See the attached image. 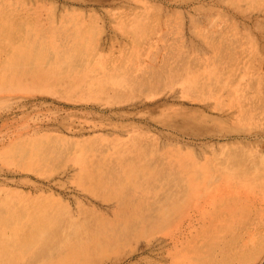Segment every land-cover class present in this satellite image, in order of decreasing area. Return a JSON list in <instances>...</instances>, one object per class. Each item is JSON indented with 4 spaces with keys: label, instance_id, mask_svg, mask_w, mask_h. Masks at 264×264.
Segmentation results:
<instances>
[{
    "label": "rangeland",
    "instance_id": "1",
    "mask_svg": "<svg viewBox=\"0 0 264 264\" xmlns=\"http://www.w3.org/2000/svg\"><path fill=\"white\" fill-rule=\"evenodd\" d=\"M48 26L84 47L88 63L120 71L94 89L86 80L87 97L6 79L24 34ZM221 56L218 95L199 79L183 86L211 76L209 60ZM230 93L258 97L234 105ZM234 151L242 167H221ZM188 154V167L166 169ZM224 174L235 182L225 186ZM52 198L62 201L56 219L90 222L91 250L77 264H264V0H0L1 213ZM154 209L165 223L118 235ZM27 257L2 254L0 264Z\"/></svg>",
    "mask_w": 264,
    "mask_h": 264
},
{
    "label": "bare ground",
    "instance_id": "2",
    "mask_svg": "<svg viewBox=\"0 0 264 264\" xmlns=\"http://www.w3.org/2000/svg\"><path fill=\"white\" fill-rule=\"evenodd\" d=\"M55 31L54 26H48L45 29L39 30L35 28L25 33L24 37H22L25 40L15 46L14 51L11 53L12 58L9 61L11 67L5 69V78L8 80L18 78L21 80L54 82L60 88L70 87L72 91L68 94L69 96L81 97L84 95L87 97L89 94L83 91L85 90L86 80L96 81L89 84L90 87L88 86L94 89V87L98 86V82H108L112 79L111 77L120 71L119 67L105 64V60L102 58H99L94 64L88 63L83 59L84 47H81L80 44L70 43L66 35L57 34ZM12 43L15 44L16 42L12 40ZM222 57L215 61L209 60L210 65L208 64V67H211L208 72L211 73V76L203 79H201L202 74H199V78L198 75L185 77L181 81L183 86L187 87V90L195 88L196 82L199 79L201 86H208V88H212L214 94H217L220 80V73L218 71H222L220 64H224ZM216 72L218 76H216ZM179 73H181V70L176 68L175 77ZM226 78H228L227 82H229L228 84L231 88L230 83L235 81V77L232 74H228ZM55 93L62 95L59 88L56 89ZM231 96L234 105H242L258 97L256 93L233 94ZM250 112L253 114L254 110ZM219 144L223 145L224 142L219 141ZM192 156L194 155L188 154V157L184 155L178 157L176 163L173 160H168L170 166L166 167V169L172 167L177 169L179 168L178 166L188 167L191 160L189 158ZM240 158L236 151H234L230 161L228 163L223 162L220 166L230 168L236 163L242 167ZM152 163L153 161L149 160L145 164L146 166L137 165L134 172L139 174L143 169L151 167ZM87 168L88 166L86 165V171H88ZM224 175L222 183L225 186L227 184L232 185L235 182L230 174ZM167 176V184H171L175 176ZM105 177L107 178V176ZM155 177L156 174L153 173L147 177V180L154 182ZM143 179L145 178L143 177ZM242 183H238V185H242ZM169 189L173 193L170 187H168ZM194 190L193 187V195L191 197L196 194ZM57 202L62 203L61 200L52 198L46 201L43 200L42 203L38 204L30 202L23 207L21 205L20 208L14 205L12 206V212L5 216H3L4 213H1L3 209L0 208V255L5 254L10 256L12 258L10 259L11 263L19 261L14 257H20L21 254L26 257L28 253L25 264H77L76 258L80 254L90 252L91 246L89 241L94 238V235L93 231L89 228L90 222L87 220V215H81L79 218L76 215H70L68 219L64 218L66 220L60 221L56 219L57 216L53 212V205ZM121 203V208L125 210L127 203L124 201ZM163 216V213H157L156 209H154L150 211L142 222L131 221L129 225H126L127 227L117 231V233L120 236H126L129 233V229H133L138 224H151L157 220L165 223L166 219H162ZM55 223H59L60 225ZM17 224H23L22 233L20 235L9 234L6 227L17 229ZM66 224L67 227L64 226ZM76 225L78 228H74ZM80 227H83V229ZM77 229L80 231L82 229L84 233H82L83 231L77 232ZM185 236L186 231L181 230L172 234L168 238V241L170 240L171 243L177 245ZM19 242H23L24 245L22 246L25 249L22 248Z\"/></svg>",
    "mask_w": 264,
    "mask_h": 264
},
{
    "label": "crops",
    "instance_id": "3",
    "mask_svg": "<svg viewBox=\"0 0 264 264\" xmlns=\"http://www.w3.org/2000/svg\"><path fill=\"white\" fill-rule=\"evenodd\" d=\"M184 231V230H183Z\"/></svg>",
    "mask_w": 264,
    "mask_h": 264
}]
</instances>
